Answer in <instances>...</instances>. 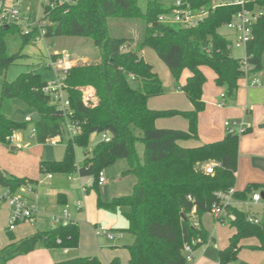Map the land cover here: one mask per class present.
I'll return each mask as SVG.
<instances>
[{
    "label": "trees",
    "instance_id": "1",
    "mask_svg": "<svg viewBox=\"0 0 264 264\" xmlns=\"http://www.w3.org/2000/svg\"><path fill=\"white\" fill-rule=\"evenodd\" d=\"M54 2L42 5V20L46 24L40 30L35 28L30 34L23 35L13 26L0 28V73L20 57L19 53H8L10 36L18 37L22 45L35 42L40 32H44L43 38L66 36L92 41L99 51V61L71 67L66 81L72 120L80 125V134L72 139L66 137L61 113L41 94L46 82L35 71H28L12 82H0V144L8 145L13 133L29 123L11 119L10 101L16 99L33 108L38 115L34 122L38 144L45 145L48 140L61 137V144L65 145L62 159L40 163L41 171L90 176L92 183L85 188L89 193L92 189L98 190L105 167L125 160L127 169L122 176H133L136 180L132 193L115 197L109 203L97 199V207L111 213L126 209L122 213L127 224L123 231L132 238V243L124 246L128 253L127 263L186 264L183 246L188 244L195 250L208 241L200 221L216 199L215 193L227 192L235 185L239 136L226 135L221 141L195 148H182L177 142L198 136V116L205 109L203 67L211 69L214 84L224 89L229 100H234L237 95L238 83L243 79L239 60L231 56L228 41L217 33L221 25L231 20L236 9L219 8L201 25L181 29L155 22L158 14L165 11L158 0H147L144 13L137 7L136 0ZM253 4L263 8L264 0H254L251 6ZM110 20L142 22L141 37L133 42L127 36H111ZM252 34L247 55L253 73L257 74L262 70L264 53V14L253 26ZM147 48L154 51L167 67L175 87L185 95L192 110L158 111L147 107L148 99L166 93L153 67L141 57L142 50ZM184 70L189 76L180 85ZM79 87L94 89L96 101L92 105L83 103ZM175 116L187 121L186 132L155 127L156 120ZM102 134L110 138L109 142L100 140L81 162L76 163L74 148H87L91 135ZM138 142L144 145L142 160L135 150ZM210 160L217 164L213 175H207L197 167L198 163ZM32 183L0 171V187L11 194H17L21 187ZM259 189L258 185H248L243 191H235L234 198L245 201ZM230 213L233 220L228 225L234 232L227 247L218 252L220 264L235 261L244 240L254 239L257 245L253 248L264 250V215L258 224H251L247 222V213L238 208L231 207ZM194 220L199 223L198 227L193 226ZM7 235L14 241L10 231ZM78 240L79 227L75 223L38 231L11 244L14 249L5 262L39 247L74 248ZM55 264L101 262L96 257H79ZM110 264H120V260L114 258Z\"/></svg>",
    "mask_w": 264,
    "mask_h": 264
},
{
    "label": "rangeland",
    "instance_id": "2",
    "mask_svg": "<svg viewBox=\"0 0 264 264\" xmlns=\"http://www.w3.org/2000/svg\"><path fill=\"white\" fill-rule=\"evenodd\" d=\"M20 2L22 14L28 15L32 20H42V5H44V0H20ZM172 2L173 0H158V3L163 6H169ZM136 4L142 13L146 11L147 0H136ZM255 11L257 14L262 15L264 14V7H257ZM108 25L111 36H127L132 38L133 42H137L139 40L144 28L143 23L136 20H110ZM217 33L220 35H227L228 30L225 27H220L218 28ZM7 47L10 55L19 53L20 57H18L16 62L12 66L8 67L6 71L0 73V82H12L18 75L28 71H35L40 75L43 82H50L55 77L54 66L48 67L47 65L50 62V57L55 60L54 55L57 54L67 55L71 61V67L93 64L98 62L100 59L99 51L94 47L92 41L79 37L61 36L56 38H38L35 42L22 45L21 40L18 37L10 36L7 40ZM145 51L147 54L146 59L149 61L148 63L153 65V69L157 72L158 76L164 81L166 80V77L169 76L171 80L172 77L169 75L167 67L159 60L155 52L148 48L145 49ZM230 54L234 59H240L244 55L243 51L235 48L230 51ZM158 63L160 64L159 68ZM262 69L264 71V53L262 56ZM202 70L206 78V82L203 87L204 96L208 97L209 102L213 105V107H215V103H220L221 95L226 96L225 91L223 88L217 87L214 84V74L211 69L203 67ZM187 74V70L182 72L179 84H182ZM240 85L241 83L239 82V87H241ZM175 89L177 88L175 87ZM239 90L240 88L238 91ZM93 94L94 97L92 98L90 104H93L96 101L95 91ZM225 99V103L229 104L230 100L227 96ZM10 106L11 119L19 123H24L25 118L30 117L32 122H29L25 125V127L16 130L13 133L8 145L0 144V171L18 178H26L27 180L32 181V184L21 187L16 193H34L35 197L38 195V206L43 211L45 210L47 215H53L57 206L59 208L63 206L59 205L60 202H58V196L59 193H64L68 196L66 204L71 207H75L76 204L82 205L83 216H87V218L81 219L78 223L79 240L77 247L65 249L54 248L55 250L39 247L36 250L42 249L48 252L53 251V253L60 257L61 260L80 257L83 255L90 257L95 256L102 264H109L111 257L116 255L121 264H127L128 253L123 247L132 243V239L129 234L118 229L111 230L114 234L118 232L122 234V240L116 239L114 241H108L103 237L97 238L94 234V228L96 226H103L102 222H100V220L96 217V212L99 210L109 214H114L104 209H99L97 207V199H99L102 203H109L115 197L128 196L132 193L133 186L136 183L135 177L122 176V173L127 169L126 161L118 160L105 167L101 172V177L105 181V184L99 185L97 191L92 189L90 193L86 195L84 194V187H89L91 185L93 180L92 177H80L77 173L61 174L51 171H41L40 163H51L62 159L65 145L59 144L57 146H50L38 144L33 136L34 122L38 118L36 111L16 99L10 101ZM100 140L101 135H91L87 148L75 147L74 154L76 163L81 162L86 153H90L93 147ZM135 150L138 157L142 160L144 145L139 142L136 143ZM209 162L215 163L210 160L198 163L197 167L202 171V167ZM49 174L51 175V180L48 178ZM0 189L2 191H6L2 187H0ZM29 189H31L32 192H29ZM6 204L7 202L0 201V249L4 247L0 250V264H9V261L14 259L12 258L5 262L6 256L14 249L12 245L6 246L8 243V237L6 234V228L8 226ZM241 208L245 211H249L248 207L246 208L242 206ZM125 211L126 209H122L120 211L121 215ZM250 211L252 213V210ZM201 219L203 224H208L212 228L215 227V224H218L211 218L209 213L203 215ZM24 223L17 224L13 231L15 237L18 239L25 237L27 233L30 232V229L27 230V226L30 225ZM222 225L225 227L223 229L224 232L228 233L232 231L228 224L225 223ZM35 228L36 227H34V230ZM224 235L226 234L224 233ZM65 250L66 253L64 252ZM28 254L22 256L24 257ZM238 255L235 261L227 264H251L249 260H239ZM12 264L28 263L24 258H20Z\"/></svg>",
    "mask_w": 264,
    "mask_h": 264
},
{
    "label": "crops",
    "instance_id": "3",
    "mask_svg": "<svg viewBox=\"0 0 264 264\" xmlns=\"http://www.w3.org/2000/svg\"><path fill=\"white\" fill-rule=\"evenodd\" d=\"M146 55L147 54L145 49L142 50L141 57L144 59V61L148 63L149 61H147ZM150 65L153 67L152 64ZM159 67L160 64L158 63V68ZM188 76L189 74L186 75L182 84L180 85H183L185 83ZM159 78L163 84V87L166 90V93L162 96L148 99L147 107L150 110H158V111L192 110V105L186 99L185 95L178 89H175L173 78L170 80L169 76H167L165 81L162 80L161 77ZM256 78L259 79L260 86L250 88L247 87L246 82L244 80H241L240 81L241 87H239V83H238V87L240 88V90L237 92L235 99L230 100L229 104H226L225 103L226 99H224L225 104L222 107H219L217 103H215L216 105H214L215 107H213V105L209 102L208 97L204 96V92H203L202 100L205 103L206 107L205 110L202 113H200L198 116V136L195 139L178 141L177 144L182 148H195L205 144L221 141L226 136V132L223 126L224 122L232 119L242 120L245 126L249 130L246 134L239 137L237 171L235 174V185L233 189L234 191L240 192L243 191L248 185H258L260 186V189L254 191L253 193H259L260 196H264V71L263 69L256 74ZM155 127L158 129L180 130L186 132L188 130V123L182 117L175 116L172 118H163L156 120ZM49 180H51V178ZM85 188L87 187L86 186L84 187V194L88 195L90 192L86 193ZM19 195L25 197L30 202H34L37 206L33 222H28V221L26 223L21 222L30 225L27 226V230L30 229V232L27 231L28 233L25 237H28L38 231L43 232L55 228L56 225L53 223V218L54 216L60 215L62 210L65 208L70 215L71 222L77 225L81 219L87 218V216H83L82 205L76 204L75 207H71L66 204L68 201L67 194L59 193L58 202H60V204H65V205H63L60 208L57 206L55 209V213H53V215H47L46 211L45 210L43 211L38 206V201H39L38 195L35 197L34 193H28V192L26 194H19ZM249 199L250 196L245 201ZM235 201H236L235 207L247 213V215H250L258 220H260L261 217L264 215V198H261V201L256 205L254 204L244 205L241 203L243 201L236 199ZM78 205L82 207L81 210H78ZM6 206H7L6 211H7V222H8L10 207L8 203L6 204ZM242 206L246 208L248 207L249 211H245L243 208H241ZM38 208L40 211L38 210ZM250 210H252V213ZM120 211L121 210H118L114 214H109L107 212H102L98 210L96 212V217L100 220V222H102L105 228L107 227L110 230L118 229L123 231L126 228L127 224L125 219L122 217ZM200 226L207 232L208 241L202 246L197 247L195 250H193V259L188 264H219L218 252L224 250L227 247L228 240L233 234L234 230L232 229V231L226 233L223 230L225 228L223 225L215 224V227L212 228L208 224H203L202 219L200 221ZM34 227H36L35 230ZM224 233L226 235H224ZM11 235L14 237V241H10L7 235L8 243L6 244V246L11 245L16 241L25 238L22 237L18 239L17 237H15L13 231L11 232ZM103 238L106 239L105 237ZM117 240H122V239H117ZM256 245H257V241L254 239L242 241L240 244L241 250L238 253L239 260L241 259L249 260L251 264H264V250L254 249L253 247ZM64 252L66 253V250ZM80 257H90V256L83 255ZM20 258H24L28 264H55L58 262L65 261V260H61L60 257L56 256L53 253V251L48 252L46 250L40 249V250L32 251L27 256L16 257L11 261H9V264H12L14 261L16 262L17 259ZM74 258H79V257H74ZM74 258H69V259H74ZM114 258H118V257L116 255H113L109 261V264L111 260H113Z\"/></svg>",
    "mask_w": 264,
    "mask_h": 264
},
{
    "label": "built area",
    "instance_id": "4",
    "mask_svg": "<svg viewBox=\"0 0 264 264\" xmlns=\"http://www.w3.org/2000/svg\"><path fill=\"white\" fill-rule=\"evenodd\" d=\"M57 0H55L56 2ZM254 0H173L169 6H164L165 11L158 14L156 18L157 24L166 26H176L181 29H191L201 25L215 10L219 8H233L236 11L231 16V20L221 25L228 30L227 35L223 36L227 41V49L233 48L243 51L244 55L239 60L240 71L247 87L253 88L260 86L259 79L256 78V73H253V66L250 64V56L247 55V46L253 39V26L256 24L261 14L255 11L257 6L253 4ZM54 2V3H55ZM61 3V0H58ZM20 0H0V28H9L10 26L19 28L23 35H28L33 29L40 30L46 24L43 20H32L28 15L22 14ZM44 4H52V0H44ZM44 32H40L39 38H43ZM55 60L50 57L48 67L54 66L55 77L50 82H47L41 88V94L48 100L49 105L54 106L62 115L63 129L68 139L80 134V125L72 120V111L70 109L69 98L67 94V77L71 68L69 57L65 54L54 55ZM133 80V77H130ZM82 93V101L86 105H92L90 102L94 97V91L91 88H78ZM224 95L220 97L219 107L224 106ZM26 122H31L30 117L25 118ZM226 135L242 136L248 128L242 120L232 119L227 120L223 124ZM35 129L33 128V136L35 137ZM101 140L109 142L110 138L102 134ZM61 137H55L46 142V145L57 146L61 144ZM217 164L209 162L202 167V172L207 175H213L214 167ZM51 178V175H48ZM103 178L100 176L99 185L104 184ZM29 192H32L29 189ZM234 189L227 192H216L215 200L212 202L208 213L212 219L218 224H228L233 220V215L230 213V208L235 207ZM190 199V198H188ZM0 201H5L10 207L8 218V231H14L17 224L21 222H33L36 213V204L28 201L25 197L19 194H11L10 192L0 189ZM261 201V196L258 193H252L250 199L241 202L244 205L258 204ZM82 207L78 205V210ZM194 213V211L192 212ZM247 222L258 224L259 220L247 215ZM53 223L56 226H67L71 222L70 215L66 208L62 210L60 215L54 216ZM194 227H198L199 223L194 220ZM96 237H105L113 241L122 239L120 232L114 234L110 229L104 226H96L94 228ZM183 254L186 263L193 259V250L190 245L183 246Z\"/></svg>",
    "mask_w": 264,
    "mask_h": 264
},
{
    "label": "water",
    "instance_id": "5",
    "mask_svg": "<svg viewBox=\"0 0 264 264\" xmlns=\"http://www.w3.org/2000/svg\"><path fill=\"white\" fill-rule=\"evenodd\" d=\"M4 29H7V28H4ZM261 198H264V196H261Z\"/></svg>",
    "mask_w": 264,
    "mask_h": 264
}]
</instances>
